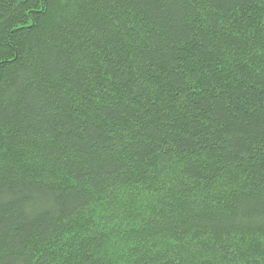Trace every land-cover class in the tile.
<instances>
[{
	"label": "trees",
	"instance_id": "1",
	"mask_svg": "<svg viewBox=\"0 0 264 264\" xmlns=\"http://www.w3.org/2000/svg\"><path fill=\"white\" fill-rule=\"evenodd\" d=\"M0 264H264V0H0Z\"/></svg>",
	"mask_w": 264,
	"mask_h": 264
}]
</instances>
